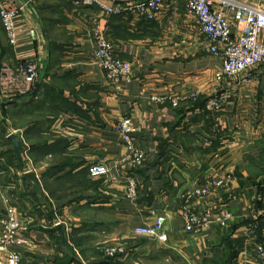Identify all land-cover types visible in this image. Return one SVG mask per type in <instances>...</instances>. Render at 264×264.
Segmentation results:
<instances>
[{"label":"crops","instance_id":"0c3cea01","mask_svg":"<svg viewBox=\"0 0 264 264\" xmlns=\"http://www.w3.org/2000/svg\"><path fill=\"white\" fill-rule=\"evenodd\" d=\"M187 1L167 2L150 20L107 15L75 0H33L16 20V47L0 21V71L16 74L22 61L38 64L25 96L4 99L0 89V180L25 227L20 264H264V219L249 230L264 215V74L222 76V62L210 53ZM241 1L264 10V0ZM98 28L133 65L132 80L120 90L95 60ZM244 31L232 24L233 37ZM223 96L221 110L207 108ZM175 97L183 98L178 107L170 103ZM124 117L135 128V147L146 154L141 164L132 162L117 129ZM10 134L20 138L24 167ZM94 164L108 173L91 176ZM26 171L36 173L49 205ZM228 173L229 185L196 198L194 207L232 218L187 232L185 194ZM129 180L136 197L127 194ZM5 210L0 199V215ZM159 216L166 242L135 233ZM117 245L125 246L123 255H105ZM8 251L0 249L3 262Z\"/></svg>","mask_w":264,"mask_h":264},{"label":"built area","instance_id":"2783aa9c","mask_svg":"<svg viewBox=\"0 0 264 264\" xmlns=\"http://www.w3.org/2000/svg\"><path fill=\"white\" fill-rule=\"evenodd\" d=\"M32 1L0 0V21L12 46L16 47L19 40L16 20ZM169 1L172 0H133L127 1L123 5H116L107 0H75V4L77 6L96 5L107 15L129 14L151 20L158 16L164 4ZM185 7L196 17L210 53L221 60L222 76L235 77L245 71H253L256 75L264 74V41L260 38L264 31V10L241 0H188ZM233 23L244 27L245 31L233 37ZM93 38L96 62L104 70L109 83L120 90L124 80H132L133 65L117 56L113 44L101 29L98 28L93 32ZM8 71L5 67L0 71L1 96L4 99L18 98L28 94L30 87L36 82L38 64L33 60L22 61L16 74L11 70L10 73ZM157 99L161 102L167 100L165 97ZM180 99L183 100V98L175 97L171 99L170 103L172 106L178 107ZM191 99L197 100V94H193ZM226 99L227 96L215 97L209 100L207 108L214 111L221 110L224 106L223 101ZM117 129L130 151L132 162L143 163L146 154L135 147L133 137L135 128L131 119L122 118L118 122ZM108 171L106 165L103 164H94L89 168V174L94 177L105 175ZM232 179L231 173L221 175L213 180L210 186L196 188L185 194L181 212L187 232L199 234L214 225L225 226L228 223L232 218L228 211L223 210L219 213H212L209 209L197 211L194 207V200L211 194L214 187H227ZM127 194L130 197H136V184L133 180L128 182ZM0 199L6 204L4 215H0L2 226L0 249L2 251L9 249L5 261L0 260V264H20L21 253L18 247L25 244L22 236L25 227L19 220L13 200L5 195L1 180ZM257 216L251 222L250 231L259 226L257 221L259 217L264 219V215L261 213ZM164 223L165 217L159 216L152 225L136 228L135 233L166 242L168 235L164 232ZM104 252L106 256L114 257L123 255L126 248L121 245L107 246ZM259 253L264 258L263 244L259 245Z\"/></svg>","mask_w":264,"mask_h":264},{"label":"water","instance_id":"95a60500","mask_svg":"<svg viewBox=\"0 0 264 264\" xmlns=\"http://www.w3.org/2000/svg\"><path fill=\"white\" fill-rule=\"evenodd\" d=\"M9 138L12 140L13 142V145H14V150L17 154V158L21 164V166L24 167V164H23V161L21 159V152L23 150V146L20 142V138L19 136L15 135V134H10ZM24 178L27 179V180H30L33 182V190L36 194H38L43 202L46 204V205H49V202H48V199L42 189V186H41V183H40V180L39 178L37 177L36 173L32 172V171H26L25 174H24ZM57 230L62 238V242L68 247L70 248L68 242H67V239H66V235H65V232L63 231L62 227L59 225L57 226Z\"/></svg>","mask_w":264,"mask_h":264},{"label":"rangeland","instance_id":"374dc122","mask_svg":"<svg viewBox=\"0 0 264 264\" xmlns=\"http://www.w3.org/2000/svg\"><path fill=\"white\" fill-rule=\"evenodd\" d=\"M2 84V83H1ZM0 89H2V85H0Z\"/></svg>","mask_w":264,"mask_h":264}]
</instances>
